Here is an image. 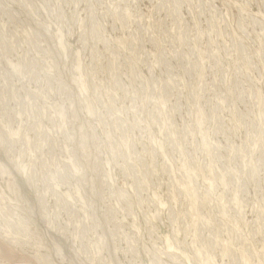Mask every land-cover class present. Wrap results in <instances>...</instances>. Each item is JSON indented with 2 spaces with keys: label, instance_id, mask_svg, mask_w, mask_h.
<instances>
[{
  "label": "rangeland",
  "instance_id": "obj_1",
  "mask_svg": "<svg viewBox=\"0 0 264 264\" xmlns=\"http://www.w3.org/2000/svg\"><path fill=\"white\" fill-rule=\"evenodd\" d=\"M0 264H264V0H0Z\"/></svg>",
  "mask_w": 264,
  "mask_h": 264
}]
</instances>
